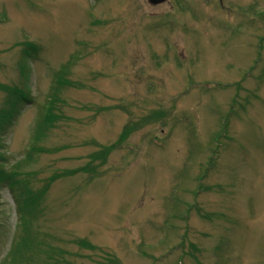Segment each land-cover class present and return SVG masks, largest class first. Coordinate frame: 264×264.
Wrapping results in <instances>:
<instances>
[{"label":"rangeland","instance_id":"rangeland-1","mask_svg":"<svg viewBox=\"0 0 264 264\" xmlns=\"http://www.w3.org/2000/svg\"><path fill=\"white\" fill-rule=\"evenodd\" d=\"M0 264H264V0H0Z\"/></svg>","mask_w":264,"mask_h":264},{"label":"trees","instance_id":"trees-1","mask_svg":"<svg viewBox=\"0 0 264 264\" xmlns=\"http://www.w3.org/2000/svg\"><path fill=\"white\" fill-rule=\"evenodd\" d=\"M30 48H32L31 46H30ZM5 89H7L6 87H4ZM14 96H17V98L19 97L21 100H24V101H26V102H30L31 100L30 99H28L27 97H25L24 96V94L21 92L20 94H18V91L14 94ZM54 98H52L51 97V99H50V105H52V103H54ZM50 109V108H49ZM48 109V110H49ZM52 114V113H51ZM43 120H44V122L43 123H45V122H53L56 118H55V116L54 117H47V116H45L44 118H42ZM42 123V124H43ZM107 153V152H106ZM10 177L12 178V175H10ZM34 199H35V202L37 201L36 200V197H33ZM29 203H30V201H29ZM29 205V204H28Z\"/></svg>","mask_w":264,"mask_h":264},{"label":"water","instance_id":"water-1","mask_svg":"<svg viewBox=\"0 0 264 264\" xmlns=\"http://www.w3.org/2000/svg\"><path fill=\"white\" fill-rule=\"evenodd\" d=\"M152 4H160V3H163L167 0H149Z\"/></svg>","mask_w":264,"mask_h":264}]
</instances>
